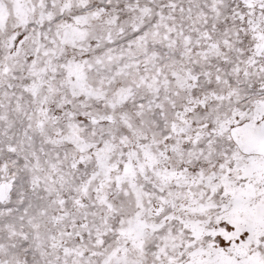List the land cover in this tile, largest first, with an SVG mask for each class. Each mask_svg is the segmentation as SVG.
<instances>
[{
  "label": "snow or ice",
  "instance_id": "1",
  "mask_svg": "<svg viewBox=\"0 0 264 264\" xmlns=\"http://www.w3.org/2000/svg\"><path fill=\"white\" fill-rule=\"evenodd\" d=\"M0 264H264V0H0Z\"/></svg>",
  "mask_w": 264,
  "mask_h": 264
}]
</instances>
